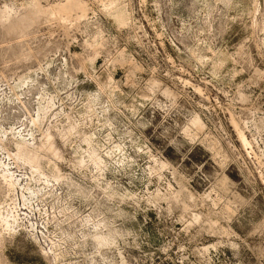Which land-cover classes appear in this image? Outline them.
Here are the masks:
<instances>
[{
  "label": "rangeland",
  "instance_id": "rangeland-1",
  "mask_svg": "<svg viewBox=\"0 0 264 264\" xmlns=\"http://www.w3.org/2000/svg\"><path fill=\"white\" fill-rule=\"evenodd\" d=\"M0 264H264V0H0Z\"/></svg>",
  "mask_w": 264,
  "mask_h": 264
},
{
  "label": "bare ground",
  "instance_id": "bare-ground-1",
  "mask_svg": "<svg viewBox=\"0 0 264 264\" xmlns=\"http://www.w3.org/2000/svg\"><path fill=\"white\" fill-rule=\"evenodd\" d=\"M244 141V140H243ZM247 144V143H246ZM11 176V175H10ZM15 177V176H14ZM11 178H12V176H11ZM16 178V177H15ZM59 178V177H58ZM54 179V178H53ZM57 181V180H56ZM11 187V186H10ZM14 187V186H13ZM26 200V199H25ZM7 214V213H6ZM15 217V216H14ZM4 218V217H3ZM14 219V218H13ZM8 220V219H7ZM7 223V222H6ZM12 230V229H11ZM14 231V230H13ZM98 235H95V239H97V243H99V245H102V247H103V245H108L109 243H110V241H111V239H109L108 238V236L107 237H104L103 236V234L102 235H99V233H97ZM111 244V243H110Z\"/></svg>",
  "mask_w": 264,
  "mask_h": 264
},
{
  "label": "built area",
  "instance_id": "built-area-1",
  "mask_svg": "<svg viewBox=\"0 0 264 264\" xmlns=\"http://www.w3.org/2000/svg\"><path fill=\"white\" fill-rule=\"evenodd\" d=\"M12 170H13V169H12ZM17 176H18V178L20 179V182L23 181V180H26V179L28 178V176H27V175H24V174H20V175L17 174ZM19 184H20V183H19ZM19 187H20V186H19ZM23 188H24V187H23ZM16 206H18V205H16ZM16 208H17V207H14V208H12V209L15 210ZM14 210H13V211H14ZM13 211H12V212H13Z\"/></svg>",
  "mask_w": 264,
  "mask_h": 264
}]
</instances>
